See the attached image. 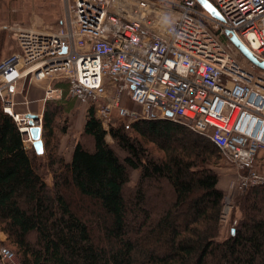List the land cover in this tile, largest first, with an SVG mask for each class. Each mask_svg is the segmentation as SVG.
Segmentation results:
<instances>
[{"label": "trees", "instance_id": "trees-1", "mask_svg": "<svg viewBox=\"0 0 264 264\" xmlns=\"http://www.w3.org/2000/svg\"><path fill=\"white\" fill-rule=\"evenodd\" d=\"M53 102L38 154L0 100V231L20 264H264V183L237 195L241 216L230 215L225 229L212 167L220 150L208 135L170 118L115 117L106 130L90 106L83 128L92 147L77 141L67 161L46 146Z\"/></svg>", "mask_w": 264, "mask_h": 264}, {"label": "built area", "instance_id": "built-area-1", "mask_svg": "<svg viewBox=\"0 0 264 264\" xmlns=\"http://www.w3.org/2000/svg\"><path fill=\"white\" fill-rule=\"evenodd\" d=\"M210 1L222 18L198 0H64V20L54 30L8 26L17 49L0 59V100L25 145L33 143L26 117L32 112L17 111L18 104H30L27 97L16 100L23 92L18 86L57 76L68 82L72 96L94 107L106 130L113 110L130 121H181L208 135L238 170H246L235 187L263 184L253 161L264 150V75L253 71L261 68L230 35L264 61V0ZM165 13L178 18L175 34L162 23ZM82 36L88 38L85 48L78 46ZM54 93L60 97L63 89L48 85L42 100ZM125 93L138 109L124 105ZM34 125L42 127V117ZM0 264L20 263L2 248Z\"/></svg>", "mask_w": 264, "mask_h": 264}, {"label": "rangeland", "instance_id": "rangeland-1", "mask_svg": "<svg viewBox=\"0 0 264 264\" xmlns=\"http://www.w3.org/2000/svg\"><path fill=\"white\" fill-rule=\"evenodd\" d=\"M65 9L64 0H0V31H3L1 35L4 34L5 36L4 46L0 53V59L17 49L15 35L8 29V26L14 23H20L33 26L38 29L54 30L62 24L66 12ZM87 39L88 38H86V36L81 37V41L78 42L79 48H85V41ZM234 52L236 53L237 59L240 60L241 63L251 66V64L239 52L236 50H234ZM252 69L255 73L264 75L263 70L256 67H252ZM57 82H63L65 85L68 83L63 78L57 76H50L49 78L42 81H34V84L36 85H44V87L37 88V95L34 96L32 89H30L28 86V80H23L18 86L19 89H23V92L16 94V100L20 102L24 100L25 97H27L30 100V104L27 107L26 105L20 103L16 106V109L20 112H26L30 110L32 113L40 114L43 118V112L45 106L48 104L47 102L56 101L50 103V108H58V113L55 119L50 143L47 140L48 138L45 137L46 146L50 149H56L58 154L68 161L71 158L73 147L77 141L82 142L88 147H92L93 140L89 135L85 134L83 128L90 106L88 104L81 103L74 96H72L69 91L65 93L64 90L60 97L58 93H54V98L48 99L44 102L42 98L45 95V88L48 85L58 88L59 86L56 84ZM27 88L30 89L28 94L25 92ZM36 97L37 99L33 101V99ZM122 99L126 107L139 108V106H137L132 101V99H130L128 94H123ZM56 104H59V107H57ZM115 117L125 120L127 123L133 122L127 118H123L113 110L112 119ZM107 140L117 150L118 153L123 155V152L115 145L114 140L110 135L107 136ZM26 144L28 149L33 148V145L30 141ZM40 160L43 163L45 173L44 177L46 178L49 185H52L53 173L48 169L44 158H40ZM253 165L259 172L264 174V150L259 152L253 161ZM212 167L219 174L220 186L225 188L223 214L225 216L224 227L226 229V225L228 223L227 220L229 219L230 215L234 214L235 216H241L238 207L235 206V198L237 195H240L243 190H240L239 187H235V185L238 184L239 175L244 174L246 170L241 168L238 170L237 166L233 164L231 158L221 151L219 158H217V162ZM131 175L132 182H134L138 177V171H132ZM2 248L11 249L18 260L14 247L9 242H7L6 234L3 231H0V249Z\"/></svg>", "mask_w": 264, "mask_h": 264}, {"label": "water", "instance_id": "water-1", "mask_svg": "<svg viewBox=\"0 0 264 264\" xmlns=\"http://www.w3.org/2000/svg\"><path fill=\"white\" fill-rule=\"evenodd\" d=\"M198 2L214 17L222 18L220 12L210 0H198ZM227 34L229 35L230 32L227 31ZM230 40L239 48V50L251 62H253L256 66L264 70V61L254 56L236 35L234 34L230 35ZM26 117L29 118V123L31 124L30 133L33 138V147L35 148L38 154H43L44 142L42 139V128L38 125H34V121L38 122L41 119V117L37 113L36 114L28 113ZM232 232H234V230Z\"/></svg>", "mask_w": 264, "mask_h": 264}, {"label": "clouds", "instance_id": "clouds-1", "mask_svg": "<svg viewBox=\"0 0 264 264\" xmlns=\"http://www.w3.org/2000/svg\"><path fill=\"white\" fill-rule=\"evenodd\" d=\"M161 19L164 27L169 30L171 34H175V24L178 18L174 17L173 14L165 13Z\"/></svg>", "mask_w": 264, "mask_h": 264}, {"label": "crops", "instance_id": "crops-1", "mask_svg": "<svg viewBox=\"0 0 264 264\" xmlns=\"http://www.w3.org/2000/svg\"><path fill=\"white\" fill-rule=\"evenodd\" d=\"M33 84V85H32ZM32 85V86H31ZM29 87H30V89H32V92H33V94H34V96H36L37 95V88L39 87V88H41V87H44V85L43 84H38V85H36V84H34V82H32V83H29V85H28ZM30 89L29 88H27V90L25 91V92H27V94L29 93V91H30ZM37 99V97L36 98H34L33 99V101L34 100H36ZM219 187L222 189V190H224L225 191V188L223 187V186H220V183H219Z\"/></svg>", "mask_w": 264, "mask_h": 264}]
</instances>
